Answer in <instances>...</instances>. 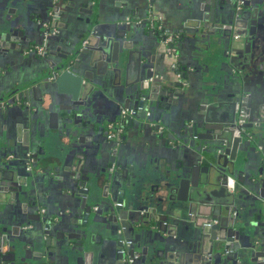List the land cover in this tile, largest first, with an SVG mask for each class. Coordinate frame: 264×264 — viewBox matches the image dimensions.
Here are the masks:
<instances>
[{"label":"flooded vegetation","instance_id":"1","mask_svg":"<svg viewBox=\"0 0 264 264\" xmlns=\"http://www.w3.org/2000/svg\"><path fill=\"white\" fill-rule=\"evenodd\" d=\"M145 1L148 9L144 19L126 17L121 24L125 23L132 26L134 34H136L135 38L140 41H143L144 36H152L156 39L158 45L160 44L161 46L162 66L159 69L156 66L154 75L142 80L143 87L140 100L143 101V104L140 107L137 105L133 107H117L111 121L104 119L103 115L96 111L95 105H92L93 108L87 112L77 113L73 118V123L77 124L73 139L68 140L65 137L67 142L70 143V153L65 156L71 162L67 165L69 168L67 173L60 171L59 167L53 165L54 162L51 161L47 168L43 170L38 169V166L35 167L34 151L31 146L21 152L22 158L26 160L25 168L18 167L16 170L17 174L13 172L14 170H11L9 163L16 164V154L20 150H15L12 147L13 143L6 139L14 123L11 117L8 119L4 115L5 108L3 104H5V101L3 102L2 92L0 91V162L8 165L7 168H4L3 174H0V203L2 204L0 207V241H3L1 254L5 259L4 264H35L38 260H49L57 252L64 254V256H75L78 252H83L84 255L89 254L88 256L92 257L96 244L102 240V237H104L103 233L107 229L109 234L112 233L110 234L113 239L112 242L116 243V257L123 255V262L130 263L138 260L140 264H157L158 258L156 255L159 257L162 255L163 247L158 244L157 228L152 226V231L146 235V243H135L134 238H126L124 236L125 226L118 228L115 222V215L111 211L109 213L106 212L105 215H103L104 213L101 214L105 211L103 201L109 192L108 185L103 186L104 188L98 186L94 190L93 184V182L99 184L103 180L112 186H116V188L119 185L125 188L131 169L134 171L137 167L143 168L145 161L139 162L138 160V163L132 164L134 159L122 147L125 128L128 124H132L135 117L145 122L142 124H148V127L150 126L153 129L155 135L168 139V142L174 144L173 146H176V142L178 143L177 145L182 144L173 139L175 136L171 135L170 132L173 129H166L163 123L164 119L171 120L166 113L169 111L171 114L176 113V97H178L180 92L174 94L173 97H163L159 93L160 88L156 87V89L152 90L153 84L151 82L153 78L159 75V77L165 76L174 82L177 80L181 83V86L186 84L187 75L180 63L176 47L177 39L185 36V32L182 27V30L180 28L176 32V28L170 29L165 26L163 15L153 10V4H156L159 0ZM202 1L185 0L184 4H196V7L200 4L203 12L202 20L201 18L198 20L200 25L203 24L200 32L210 36L214 32L215 36L212 35V37L219 39H217V43L220 41L225 45L221 74L209 77L204 92V94H214L215 98L211 102L213 105L219 104V108H217L218 106L209 108L208 118L220 119V121L224 122V127L218 131V135L242 137L244 141L250 142L254 150L261 151L264 139L257 137L256 129L249 127V124L252 118L258 114L256 111L259 106L264 105V97L262 95V88H264V0ZM63 2H66V0H42L41 4L37 0H0V29L4 31L2 33L3 39L9 40L13 35L12 41L10 40L9 43L5 42L7 46H12L9 47L10 50L18 49L26 57L41 58L45 60V66L49 62L52 63L54 57L48 51L47 42L23 44V41H20L22 38L21 30L27 22L32 25L36 24L33 22H35L36 18L38 19L39 15H36V12L39 11L33 10L39 9L43 11L46 4L49 5L48 16L46 15V18L42 17L39 23L43 38L45 37L44 40H46L49 34L62 36L56 15L58 7ZM68 4L72 5V3ZM75 4L76 2L74 1L73 6ZM88 4L91 6V10L94 9L93 0H84L80 9L89 8ZM40 6L41 8H39ZM195 10H197L196 15L199 16V9ZM87 12L88 10L85 13L87 14ZM92 12L94 15L93 10ZM188 22L185 23L188 24ZM185 30H187V35H192L193 30L199 31V25H188ZM77 37L78 40L74 41L78 42L81 50L85 48L87 38L81 39V34L77 35ZM169 37L171 40L168 42L167 39ZM67 41L69 40L65 42ZM65 42L63 43L65 44ZM250 43L252 44L249 50ZM64 44L63 48L62 46L59 47L55 55H63L65 53L66 47ZM237 45H240L239 47L241 49L244 48V50L236 51ZM38 47L41 48L40 52L37 50ZM168 48L173 50L169 51ZM153 54L151 57H154ZM12 56L14 55L10 51H3L2 55H0V86L2 87H8L9 84H13V75H10V70L13 69L10 64L13 62ZM125 63L126 61L119 63L120 72H114L115 84H120L121 77L123 78L126 67L129 65V62L126 66ZM160 68L162 71H160ZM46 74L47 76L50 75L48 76L49 80L53 79L52 73ZM143 75L140 74L138 79H141ZM14 86L16 85L14 84ZM179 89L181 90L182 88L179 87ZM174 90H176V87H174ZM139 92L140 89L137 90L136 88L135 94ZM131 110L132 112L129 115L123 113V111L129 112ZM97 113L100 114L99 117L96 116ZM194 117H198V115ZM238 118L242 120L241 124L237 123ZM109 127L118 131L117 135L108 137ZM97 128L102 129V141L109 151L108 157L100 163L96 162L94 167H92L95 170L90 171L87 168L88 166L85 165L84 157L78 148L85 143L84 140L88 131ZM145 128L148 129L147 127ZM182 131L183 129L180 130L179 136H182ZM204 135L208 136L207 133H204ZM75 148L76 150H74ZM177 148L181 147L177 146ZM149 162H154V171H160L164 165L159 162L158 158ZM178 163H180V160L167 163L169 165L166 167L167 170L177 169ZM38 177L41 180L48 178L52 195L62 200L58 202L56 211L50 216H45L46 213L42 207L41 200L42 194L38 191L39 189L35 190L37 189L35 182ZM54 178L61 181L55 183L56 179ZM233 178L236 182L235 189L237 190L239 186L236 178ZM115 179L120 184L116 185ZM87 190H89L88 194H86ZM119 194L122 196L123 191ZM24 195L26 200H23L25 203L20 201L21 198H24ZM171 197H176L175 192L171 193ZM114 204L123 209L126 203L124 200H120ZM243 204L244 202L241 201L240 206L242 207ZM20 207L26 212V216L23 219L20 216ZM31 207H33V211ZM153 209L154 206H148L143 208L141 212L146 217H154L151 212ZM174 214L171 212L169 215L173 217ZM53 216L56 217L53 218ZM192 217L193 215H191ZM213 222H216V220ZM206 224L209 225V223ZM171 232L172 229L169 227L166 233H162V235L164 236V234H170ZM35 239L41 240V243L35 244ZM171 239L172 237L168 238L165 245L166 253L167 250L172 249L168 247ZM122 240H129L130 245L126 246ZM137 244L140 245L138 247H141L140 253L135 248ZM40 246H43L41 253L38 251ZM144 246L148 249L147 252H142ZM82 247H84L83 250H81ZM154 248H156L157 252H151V249ZM130 259L133 261H130Z\"/></svg>","mask_w":264,"mask_h":264},{"label":"water","instance_id":"2","mask_svg":"<svg viewBox=\"0 0 264 264\" xmlns=\"http://www.w3.org/2000/svg\"><path fill=\"white\" fill-rule=\"evenodd\" d=\"M87 6H89L88 12L91 16L83 20L85 30L88 33L98 34L91 6L89 4ZM58 18L59 16L57 21ZM3 32L0 29V55L3 51H10L9 47L12 46H7L5 42L9 43L10 40H13V35L9 40L3 39ZM133 32V27L126 24L117 30L115 36L106 38L105 42L102 37L98 38V41H102V43L97 42L95 44H90L89 39H87L85 48L81 50L78 42H65V53L63 55L57 54L54 61L45 66L47 73H52L54 83L60 84L64 81L70 85L74 100L71 106L62 109L60 116L58 113H54L56 117L54 126L50 124L46 127L33 119L34 115L37 114V109L31 104L30 96L31 93L35 92V88L32 86L33 79L28 81L22 79L20 82L9 84L8 87L0 86L2 100L5 101L3 104L5 117L8 119L11 117L14 124L20 122L26 125L23 126L24 149L31 145L36 147H33L35 167L41 161H39L38 154H45L44 143L47 140L53 143V140L62 136L68 140L73 139L77 128V124L73 123V118L77 113L87 112L93 108L95 96L91 94L96 91L95 87L102 88L104 86L102 78L105 79L106 83L109 82L110 78L112 80L109 82L110 85L115 84L114 72H120L119 63L126 61V66L132 54H137L142 62L144 75L135 83V87L137 90L140 89V92L135 96L131 92L128 97L130 99L134 97V106L140 107L143 104V101L140 100L143 87L142 80L152 77L155 67H161L163 60L154 57H151L150 60L144 59V49L139 48V41L132 35ZM21 35H23L22 32ZM212 35L215 36V33L212 32ZM189 39L194 44L201 42L206 44V49L213 43L208 34L197 30L193 31ZM204 39L206 40L204 41ZM156 43L158 42L156 41ZM239 46L237 45L236 51L244 50ZM160 71H162L161 68ZM151 84H153L152 90L156 87L160 88L159 93L163 97H173L174 94L181 92L179 89L181 83L177 80L174 82L165 76L159 77L158 75V77L153 78ZM38 87L41 89L40 85ZM82 88L87 90L83 96H80L78 93ZM262 95L264 97V88H262ZM214 98V94H203L202 102L197 110L198 117H193L190 120L187 118L184 123L179 125L180 130L183 129L182 136H179L180 131H170L171 135L175 136L173 139L182 143L178 145L182 150L176 149L178 154H181L177 157L180 159L177 169H169L164 174H157L154 170L147 174L146 171H141L138 168L134 171L131 169L125 188L119 185L116 188L115 196H106L103 201V208L115 215L118 228L125 226L124 236L134 238L135 243H146V235L152 231V226H154L157 228L158 242L166 245L168 238L162 233H166V230L171 227L172 232L167 234L171 235L175 242L179 241L178 250H182V252L166 253V246H163L162 255L160 257L156 255L157 264H194L193 259L197 260L198 264H222L232 261H240L242 264H264V237L258 238L249 235L252 232L250 229L257 227L259 235H264L262 232L264 225L261 222L255 223V221H245L242 225L239 223L243 216L241 215V201L244 202L250 194H253L258 200L264 201V145L257 155V160L261 166L256 170L249 171V159L254 148L250 142L244 141L242 137L218 135V131L224 127V122L220 119L208 118L209 108H215L219 105L212 104L211 101ZM39 102L41 103L42 99ZM41 109L44 111L47 108L41 106ZM258 109L256 111L258 114L252 118L249 127H254L257 131V137L264 139V105H260ZM17 127L22 128V124H18ZM49 129H56V134L52 133L50 136ZM204 133H207L208 136ZM16 156L15 165L8 162L15 174H17L18 167L25 168L26 166V160L22 158L20 151L17 152ZM7 167V164L0 162L1 175L4 168ZM228 176L236 178L239 186L237 190L235 189L236 191H230L227 188ZM93 184L94 190H96L98 183L93 182ZM121 191H123L122 196L119 194ZM88 192L89 190L86 191V194ZM172 192L176 193L175 198L171 197ZM126 198L131 199V203L125 200ZM153 199H156L157 203ZM249 199L253 200L252 198ZM120 200L127 201V207L125 204L122 209L114 204ZM142 201H147L145 206L141 204ZM148 206H154V209L151 210L154 217H146L141 212L143 208ZM171 212L175 213V217H180L185 212L188 213V216L193 215L194 236H192V240L182 244L181 239L176 238L173 232L175 221H171L168 217ZM214 220L216 222H213ZM253 233V235L257 234L255 230ZM245 238H249L251 241L244 243ZM2 243L3 241H0V264L5 263L4 256L1 254ZM34 243L39 244L41 240L35 239ZM83 249L84 247L81 248V250ZM146 249L144 246L142 252H147L148 249ZM155 251L156 248L151 249V252ZM123 259V255L116 257L114 264H140L138 260L127 263L123 262Z\"/></svg>","mask_w":264,"mask_h":264},{"label":"crops","instance_id":"3","mask_svg":"<svg viewBox=\"0 0 264 264\" xmlns=\"http://www.w3.org/2000/svg\"><path fill=\"white\" fill-rule=\"evenodd\" d=\"M41 1L42 0H37L39 4H41ZM74 1L76 2V4L73 6ZM83 1L84 0H66L67 3L63 2L62 4H60V6L58 7L56 19L59 16L57 22L59 24V28L61 29L62 36L49 34L46 40H44L45 37L43 38L39 23L42 17L46 18L48 16L49 5L45 4L43 11H40L39 9L33 10L39 11L36 12V15H39V17L38 19H35V22H33L36 24L32 25L31 23L27 22L23 26L21 30L23 35L20 41L22 40L23 44L35 42L41 43L42 41H46L48 51L53 57H56V49H58L60 46H62L63 48V42H65L66 40H78L77 35L81 34L82 37L80 38L89 39L90 44H95L97 42L102 43V41H98V38L102 37L104 41L110 36H115L117 30L126 25L125 23L121 24L126 17L132 19H144L146 11L148 9L147 2L145 0H93V20L96 21L94 24L98 29V34H89L85 30L86 28L83 24V20H85L86 17H90L91 15L89 14V12H87V14L85 13L87 10H89V8L80 9ZM184 2L185 0H159L156 4H153V10L163 15L165 26H167V28H176L177 32V29L179 30L182 27L185 32V36H183L182 39H177L176 47L180 63L185 69L187 75V81L184 86H181V92L178 94V97H176V113L171 114V112L169 111L166 114L168 117L170 116L169 118H171V120H163L166 129H173L176 130V132L180 131L179 125L184 123L187 118H189L190 120L195 115H198L196 114L198 106H200L202 102L201 98L206 90V85L208 84L209 77L216 74H221V63L225 56V45L220 41H218L219 43H217L218 38H213L212 36L208 35L211 40H214L207 49L206 44H202V42L194 44L189 39L191 35H189L188 37L185 27L188 25H199L198 32H200L203 24L200 25L198 20L200 18L202 20L203 12L200 4L196 7V4L191 5L188 3L187 5H185ZM68 3H72V5H69ZM39 8H41V6ZM195 9H199V16L196 15L197 10ZM187 21H189L188 24L185 23ZM132 35L135 36L136 34H134L133 32ZM145 37L146 36H144V38ZM199 37L201 38L202 36ZM135 39L139 41V48L144 49V59L150 60L154 49L156 50H154L153 56L156 58H161V46L160 44L158 45V43H156V39L154 37L148 36L146 37V39H143V41H140L138 38ZM205 40L206 39H204V41ZM10 52L12 55H14L11 57L13 58V62L10 63L13 68L12 70H10V75H13L12 82H20L22 81V79L23 81L33 79L32 86L33 88H35V92L31 93L30 96L31 104L37 109V114L34 115L33 118L34 121L46 127H48L50 124L51 126H54L56 123V117L54 116V113H58L60 116V112L63 111L62 109L71 106V104L74 102L70 85L64 81L60 84H56L53 82V80H49L48 76L50 75L47 76L46 74L47 70L45 69V60L32 56L26 57L21 53V51H18V49L10 50ZM141 63L142 62L140 61L138 55L132 54L129 65L126 67V71L124 72L123 78L121 77L120 84L110 85L109 82L112 81L110 80V78L108 83H106L105 79L102 78L104 81V86L102 88L95 87L96 91L91 95L93 96L94 94L95 96L94 105L96 107V111L102 114L104 119H109L111 121L114 111H116L117 107L134 106V97L130 99L128 95L132 92V95L135 96V83L138 80L140 74L143 75L142 70L144 71V67H142ZM83 82L85 83L86 81L84 80ZM43 84H47L46 87H44ZM38 85L41 86V89H39ZM86 90L82 88L78 95L83 96ZM41 99L42 102L40 103L39 100ZM41 106L47 109L42 111ZM97 114L96 116L99 117L100 114ZM143 122L144 121H142L141 119H137L135 117L132 121V124L127 125L124 132V138L122 140V147L127 153H130L132 159H134L132 164L138 163V160L139 162L145 161L142 169L138 167L137 168L141 171H146L147 174L153 170V167L155 165L154 162L150 163L149 161L158 158L159 162L164 165L162 166V169L160 171H156V173L164 174L167 170V163L180 160L177 157L178 155L181 156V154H178V152L176 151L178 143L176 142V146H173L174 144L168 142V139L155 135L153 129L150 126L148 127V124H142ZM18 124H22V128L19 129L17 127ZM23 126L25 127L26 125L20 122L15 123L13 125V128L11 129L9 136L6 138L13 143L12 147H14L15 150H20V152H24ZM145 127H147L148 129H146ZM101 130V128H97L88 131L84 140L85 143L80 146V148H78L82 153V156L84 157L83 160L86 163L85 165L88 166L87 168L90 171L95 170L92 167H94V164L96 162L100 163L108 157L109 149L106 145L103 144ZM56 132V129H49L50 136L52 133L56 134ZM53 141V143H50V140H47L44 143L46 147L45 154H38L40 158L39 161H41L39 162L37 168L43 170L47 168V165L51 161L54 162L53 165L59 167L60 171L67 173V170L69 169L67 165H69L71 162L70 160H67L65 156L66 154L70 153V143L67 142L65 137H57ZM30 144L32 143L30 142ZM7 145H9V143H7ZM31 147L35 146L31 145ZM74 150H76V148ZM181 150L182 149L179 148L178 151ZM258 154L259 150L253 151V154L249 159V171H253L254 169L256 170L261 166L260 162L257 160ZM59 181L61 180L56 179L55 183ZM35 183L37 187V189L35 190L37 191L39 189L38 191H40L42 194L41 200L42 207L44 208V211L46 213L45 216H50V214L56 211L58 202H61L62 200L52 195V191L50 190L51 185L48 181V178H43L41 180L38 177ZM115 183L116 185L120 184L116 179ZM99 184L98 186H101L100 188H104L103 186L108 185V197L113 196L116 193V186H112L110 185V183H107L106 181L104 182L103 180L100 181ZM148 186L150 187L151 185L149 184ZM249 198H252L253 200ZM23 199L26 200L25 195L24 198L20 199L21 202L25 203ZM125 200L131 203V199L126 198ZM127 201H125L126 207L128 205ZM153 201L157 203L156 199H153ZM145 202L147 201H142L141 204L145 206ZM1 206L2 204L0 203V207ZM31 210L33 211V207H31ZM104 210L105 211L101 213H104L103 215H105L106 212H110L106 209ZM25 213L26 212L21 208V219L26 216ZM241 215H243L242 221L239 222L241 225L245 221H255V223L261 222V224L264 225V201L258 200L253 194H250V196L248 195V198L244 200V204L241 207ZM55 217L56 216H53V218ZM168 217L171 219V221H175V224L173 222V232L175 233L176 238L181 239L182 244L183 242L187 243L189 242V240H192V236H194V222L191 216H188L187 212L183 213L180 217H170V215ZM250 230L252 231L249 233L251 237H264V235H259L258 227L256 229L251 228ZM254 230L255 232H257V234L255 235H253ZM103 234L104 237H102V240L99 242L100 244H96L95 250H93V254L91 255L92 257H89V254L84 255L83 252H78V254L75 256H64V254L57 252L55 256L51 257L49 260H38L35 264H114L116 261V243L112 242L113 239L112 236H110V234L108 233V230H105V233ZM164 236H166V238H171V235L167 236V234H164ZM250 241L251 240L249 238H245L243 242L249 243ZM158 244L160 245V247L165 246V244L161 242H158ZM178 245L179 241L175 242L171 239L168 247H171L172 250H167V252L173 254L175 252H182V250H178ZM138 246L140 245L137 244L135 248L138 253H140L141 247ZM42 250L43 246H40L38 251H40L41 253ZM193 262L194 264H198V261L195 259H193ZM222 264L242 263H240V261H232Z\"/></svg>","mask_w":264,"mask_h":264},{"label":"built area","instance_id":"4","mask_svg":"<svg viewBox=\"0 0 264 264\" xmlns=\"http://www.w3.org/2000/svg\"><path fill=\"white\" fill-rule=\"evenodd\" d=\"M171 40V38L169 37L167 39V41L169 42ZM37 50L40 52L41 48L38 47ZM169 51L173 50L172 48H168ZM131 111L127 112V111H123L124 114L126 115H129V113H131ZM242 115V113H241ZM238 124H241L242 123V120L238 118V121H237ZM118 131H115V130H112V128L109 127V132H108V137H114L115 135H117ZM227 187L230 191H234L235 188H236V182L234 180L233 177L229 176L228 179H227ZM122 242L126 245V246H129L130 245V241L129 240H122ZM121 252H123V250H121ZM130 261H133L132 259H130Z\"/></svg>","mask_w":264,"mask_h":264}]
</instances>
